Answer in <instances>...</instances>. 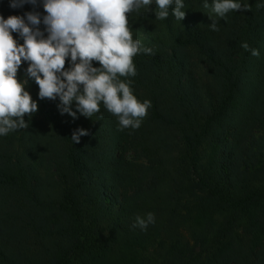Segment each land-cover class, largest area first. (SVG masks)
<instances>
[{
  "label": "trees",
  "instance_id": "16d2710c",
  "mask_svg": "<svg viewBox=\"0 0 264 264\" xmlns=\"http://www.w3.org/2000/svg\"><path fill=\"white\" fill-rule=\"evenodd\" d=\"M239 2L251 11L226 19L213 0L207 9L183 0L182 21L171 9L156 19L155 0L128 15L133 40L154 51L133 57L135 77H121L151 101L135 131L120 130L103 104L92 118L62 115L58 99H39L22 65L18 78L39 108L26 129L0 136V264H264V162L255 171L226 162L264 125V7H256L264 0ZM33 11L46 14L42 3L13 9L0 0L5 19ZM80 128L89 135L74 144ZM120 191V206L107 205L108 192ZM148 212L155 224L133 228Z\"/></svg>",
  "mask_w": 264,
  "mask_h": 264
},
{
  "label": "clouds",
  "instance_id": "9594fccd",
  "mask_svg": "<svg viewBox=\"0 0 264 264\" xmlns=\"http://www.w3.org/2000/svg\"><path fill=\"white\" fill-rule=\"evenodd\" d=\"M41 3L44 15L34 11L7 19L0 15V136L26 129L25 116L38 112V102L26 90V80L38 85L39 99H58L62 115L77 119L78 112L92 118L103 104L118 118L120 130H138L151 101L140 102L130 87L131 80L126 83L121 77H135L133 57L140 53L153 55L154 51L142 47L140 40H133L128 15L150 8L153 0H10V7H37ZM203 7L209 8L208 0H204ZM256 7H264V3ZM155 8L158 20L167 19L170 9L176 20L186 17L183 0H155ZM251 8L239 0H213L211 5L212 12L222 19L230 12ZM209 27L219 31L216 20L212 19ZM13 33L23 40L22 44ZM240 47L253 57L260 56L259 50L250 49L247 42ZM66 61H70L67 68ZM25 62L26 80L21 81L18 72ZM94 62L100 66H93ZM87 135L88 130L80 128L71 140L78 144L81 136ZM153 224L155 214L148 212L146 216L137 215L132 227L146 231Z\"/></svg>",
  "mask_w": 264,
  "mask_h": 264
},
{
  "label": "rangeland",
  "instance_id": "374dc122",
  "mask_svg": "<svg viewBox=\"0 0 264 264\" xmlns=\"http://www.w3.org/2000/svg\"><path fill=\"white\" fill-rule=\"evenodd\" d=\"M205 68V66L202 67L203 71L205 70ZM236 137L237 133L235 131L230 132L227 135L228 145L232 146L236 144ZM121 151L122 149H120V152ZM132 156L133 155L131 154V157ZM226 162L227 165H231L233 162H239L241 170L248 169L250 171H255L256 169L260 168L264 162V125L262 124L260 127L255 129L251 137H244L240 144L238 156L233 158L231 155L227 154ZM123 195V191H120L117 195L108 192L106 200L107 205L118 208L120 206ZM186 200L191 204H196L200 201L197 198L193 197H188ZM180 213L184 216L188 215L187 211H180ZM185 224L186 220H183L180 231L186 237V239L190 240V244L194 245L193 241H191L190 239V227Z\"/></svg>",
  "mask_w": 264,
  "mask_h": 264
}]
</instances>
